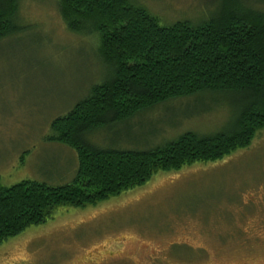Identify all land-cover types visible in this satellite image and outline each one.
I'll use <instances>...</instances> for the list:
<instances>
[{
	"label": "rangeland",
	"instance_id": "374dc122",
	"mask_svg": "<svg viewBox=\"0 0 264 264\" xmlns=\"http://www.w3.org/2000/svg\"><path fill=\"white\" fill-rule=\"evenodd\" d=\"M163 25L200 24L224 0H128ZM264 10V0H236ZM57 0H21L17 33L0 39V183H69L71 148L48 139L51 122L111 76L94 34L70 30ZM243 99V98H242ZM197 94L145 109L91 133L103 148L156 147L182 132L228 129L243 101ZM0 264H264V128L222 160L161 171L84 207L61 206L45 222L0 242Z\"/></svg>",
	"mask_w": 264,
	"mask_h": 264
},
{
	"label": "trees",
	"instance_id": "16d2710c",
	"mask_svg": "<svg viewBox=\"0 0 264 264\" xmlns=\"http://www.w3.org/2000/svg\"><path fill=\"white\" fill-rule=\"evenodd\" d=\"M21 0H0V39L17 33ZM66 26L94 34L111 76L51 122L48 139L71 148L69 183H0V242L45 222L61 206L96 204L145 184L161 171L215 162L250 145L264 128V10L224 0L200 24L163 25L128 0H57ZM243 98L228 129L182 132L156 147L103 148L89 135L131 120L145 109L197 94Z\"/></svg>",
	"mask_w": 264,
	"mask_h": 264
}]
</instances>
